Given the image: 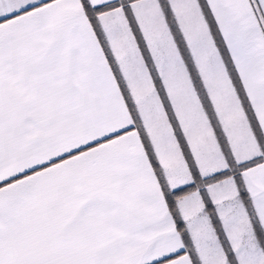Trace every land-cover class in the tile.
<instances>
[{
	"label": "snow or ice",
	"instance_id": "obj_1",
	"mask_svg": "<svg viewBox=\"0 0 264 264\" xmlns=\"http://www.w3.org/2000/svg\"><path fill=\"white\" fill-rule=\"evenodd\" d=\"M0 264H264V0H0Z\"/></svg>",
	"mask_w": 264,
	"mask_h": 264
}]
</instances>
